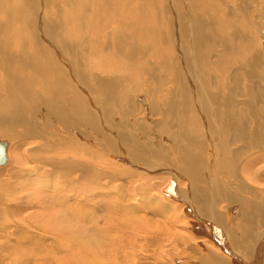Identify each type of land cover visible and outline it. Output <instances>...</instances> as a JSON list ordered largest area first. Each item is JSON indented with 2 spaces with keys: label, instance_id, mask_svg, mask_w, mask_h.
Wrapping results in <instances>:
<instances>
[{
  "label": "bare ground",
  "instance_id": "bare-ground-1",
  "mask_svg": "<svg viewBox=\"0 0 264 264\" xmlns=\"http://www.w3.org/2000/svg\"><path fill=\"white\" fill-rule=\"evenodd\" d=\"M260 4L0 0V264H264Z\"/></svg>",
  "mask_w": 264,
  "mask_h": 264
},
{
  "label": "water",
  "instance_id": "water-1",
  "mask_svg": "<svg viewBox=\"0 0 264 264\" xmlns=\"http://www.w3.org/2000/svg\"><path fill=\"white\" fill-rule=\"evenodd\" d=\"M5 146L2 142H0V165H4L6 162V156L4 153Z\"/></svg>",
  "mask_w": 264,
  "mask_h": 264
},
{
  "label": "rangeland",
  "instance_id": "rangeland-1",
  "mask_svg": "<svg viewBox=\"0 0 264 264\" xmlns=\"http://www.w3.org/2000/svg\"><path fill=\"white\" fill-rule=\"evenodd\" d=\"M258 4H259V3H258ZM258 4H257V5H258ZM258 6H259V5H258ZM261 6H262V8H263V7H264V4H260V7H261ZM114 27H116V28H114ZM117 27H118V30H117ZM115 29H116L117 31H116ZM111 30H114L113 32H118L119 30H120V32H124V29H123V28H122V29H121V28L119 29V24L113 26ZM121 30H122V31H121ZM118 33H119V32H118ZM35 152H37V150H35ZM42 154H43V153H42Z\"/></svg>",
  "mask_w": 264,
  "mask_h": 264
}]
</instances>
